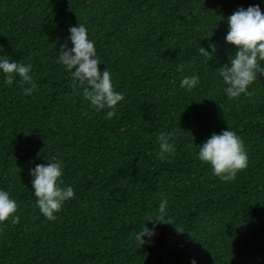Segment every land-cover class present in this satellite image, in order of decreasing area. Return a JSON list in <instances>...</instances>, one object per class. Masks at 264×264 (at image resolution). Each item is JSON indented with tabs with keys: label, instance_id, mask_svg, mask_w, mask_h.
<instances>
[{
	"label": "trees",
	"instance_id": "trees-1",
	"mask_svg": "<svg viewBox=\"0 0 264 264\" xmlns=\"http://www.w3.org/2000/svg\"><path fill=\"white\" fill-rule=\"evenodd\" d=\"M249 4L264 12V0H0V55L30 63L37 82L25 93L0 73V188L20 217L0 222V264H264V83L258 73L249 95L229 99L218 76L235 48L224 18ZM76 23L123 93L109 119L55 60ZM209 40L206 60L197 48ZM192 73L198 85L182 88ZM228 126L248 164L221 181L196 152ZM174 128L175 152L161 159L156 136ZM50 156L75 193L54 220L39 212L28 171ZM163 197L171 223L140 244L132 233L153 227Z\"/></svg>",
	"mask_w": 264,
	"mask_h": 264
},
{
	"label": "clouds",
	"instance_id": "clouds-1",
	"mask_svg": "<svg viewBox=\"0 0 264 264\" xmlns=\"http://www.w3.org/2000/svg\"><path fill=\"white\" fill-rule=\"evenodd\" d=\"M224 18V17H223ZM227 31L224 40L235 46L233 54L223 67H218V76L221 78L223 91L229 99L241 94L249 95L248 86L258 78V73L264 74V12L260 4H249L247 7L238 6L226 18ZM209 37V36H206ZM68 41H71L69 47ZM217 45L209 40L207 48L200 44L197 51L207 60L216 53ZM219 59V57H217ZM58 64L70 73L69 85L72 88L80 87L82 95L97 111L107 109L104 118H111L123 100V93L114 90L110 70L107 67L98 68V61L94 41L88 37L87 28L83 23L68 26V36L58 49L55 57ZM188 62L176 65L177 71H182ZM32 65L19 60H10L8 54L0 55V73L3 82L11 84L16 77L22 86V91L32 93L37 88V82L31 72ZM199 83L196 73L184 75L179 85L185 89H192ZM182 135L180 129L161 131L156 140L159 146L161 159L170 158L174 154L175 138ZM197 158L210 166L213 175L221 181H231L240 169L247 167L248 154L240 136L229 126L212 132L203 141L198 143ZM46 163H36L28 169L31 176L32 195L39 212L49 220L56 218L64 202L72 198L74 188L64 183L62 179V161L50 156ZM158 211L147 220L152 221L153 227L144 223L132 236L140 244L146 241L142 236L150 238L155 234V224L171 223L168 216L167 197L160 199ZM17 203L10 197L9 192L0 188V222L10 218L16 223L20 217L16 214ZM180 230V229H179ZM189 264H197L196 259L190 258Z\"/></svg>",
	"mask_w": 264,
	"mask_h": 264
},
{
	"label": "water",
	"instance_id": "water-1",
	"mask_svg": "<svg viewBox=\"0 0 264 264\" xmlns=\"http://www.w3.org/2000/svg\"><path fill=\"white\" fill-rule=\"evenodd\" d=\"M261 65H264V60H261ZM260 77H261V80L263 81L264 83V74H260Z\"/></svg>",
	"mask_w": 264,
	"mask_h": 264
}]
</instances>
